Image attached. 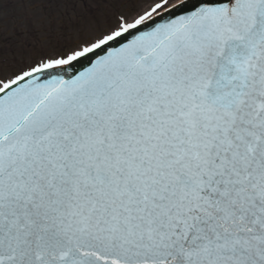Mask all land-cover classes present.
Returning a JSON list of instances; mask_svg holds the SVG:
<instances>
[{"label": "snow or ice", "instance_id": "1", "mask_svg": "<svg viewBox=\"0 0 264 264\" xmlns=\"http://www.w3.org/2000/svg\"><path fill=\"white\" fill-rule=\"evenodd\" d=\"M68 23L0 59V264H264V0Z\"/></svg>", "mask_w": 264, "mask_h": 264}, {"label": "rangeland", "instance_id": "2", "mask_svg": "<svg viewBox=\"0 0 264 264\" xmlns=\"http://www.w3.org/2000/svg\"><path fill=\"white\" fill-rule=\"evenodd\" d=\"M128 3L129 0H0V59L6 52L15 53L7 57L9 60L27 62L38 58L57 41L66 43L78 38L69 19L87 32L97 22L102 26L105 18H112L116 8L124 12ZM93 12L95 20L90 15ZM62 13L63 27L68 29L65 32L60 31Z\"/></svg>", "mask_w": 264, "mask_h": 264}, {"label": "trees", "instance_id": "3", "mask_svg": "<svg viewBox=\"0 0 264 264\" xmlns=\"http://www.w3.org/2000/svg\"><path fill=\"white\" fill-rule=\"evenodd\" d=\"M110 1L112 2V1H114V0H110ZM65 36H66V35H64V36L62 35V38H64Z\"/></svg>", "mask_w": 264, "mask_h": 264}]
</instances>
